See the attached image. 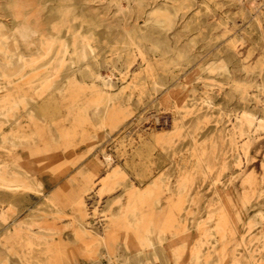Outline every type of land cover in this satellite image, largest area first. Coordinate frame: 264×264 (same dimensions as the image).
I'll return each instance as SVG.
<instances>
[{
	"label": "rangeland",
	"instance_id": "obj_1",
	"mask_svg": "<svg viewBox=\"0 0 264 264\" xmlns=\"http://www.w3.org/2000/svg\"><path fill=\"white\" fill-rule=\"evenodd\" d=\"M125 263L264 264V0H0V264Z\"/></svg>",
	"mask_w": 264,
	"mask_h": 264
},
{
	"label": "bare ground",
	"instance_id": "obj_2",
	"mask_svg": "<svg viewBox=\"0 0 264 264\" xmlns=\"http://www.w3.org/2000/svg\"><path fill=\"white\" fill-rule=\"evenodd\" d=\"M252 6H253V4H251ZM110 79V78H109ZM111 80V79H110ZM103 86L104 87H109V81L108 82H104L103 83ZM103 96H101L102 97V99H104V100H109L110 99V95H108L107 94V92H104L103 94H102ZM97 110V112L98 113H100L99 112V110H100V108H97L96 109ZM108 157V156H107ZM109 160L111 161V159H109V158H105V163H106V165L107 166H109L110 164H109ZM242 161V160H241ZM110 167H111V165H110ZM241 167V166H240ZM118 175V172H114V171H109L108 172V174H105V175H103L102 177H98V178H95L93 181H92V186L90 187V189L89 190H91L90 192H91V194H93V190L95 189V188H97L98 189V192H97V194H99V196L101 195V193L103 192V191H107V190H111L112 188V176H117ZM113 188H114V186H113ZM90 194V193H89ZM90 197V196H89ZM87 199V198H86ZM90 200V199H89ZM85 202V201H84ZM95 211V210H94ZM94 211H93V213H94ZM96 212V211H95ZM3 215V214H2ZM96 229V228H95ZM133 236V235H132ZM136 237V236H135ZM140 241V240H139ZM141 242H142V240H141ZM143 243V242H142ZM101 244H102V248H101V250H100V257H102V258H104V256H106L105 255V252H103V250H104V243H103V241H101ZM138 245H140V244H138ZM137 245V246H138ZM114 247V246H113ZM121 253V252H120ZM118 255V254H117ZM121 258V257H120ZM108 260V259H107ZM120 260V259H119ZM116 261V260H115ZM118 261V260H117ZM123 261H124V259H123ZM109 262L111 263V260H110V258H109ZM114 263V262H113ZM126 264V263H125Z\"/></svg>",
	"mask_w": 264,
	"mask_h": 264
},
{
	"label": "built area",
	"instance_id": "obj_3",
	"mask_svg": "<svg viewBox=\"0 0 264 264\" xmlns=\"http://www.w3.org/2000/svg\"><path fill=\"white\" fill-rule=\"evenodd\" d=\"M250 4H253V6H254V2H252V3H250Z\"/></svg>",
	"mask_w": 264,
	"mask_h": 264
}]
</instances>
